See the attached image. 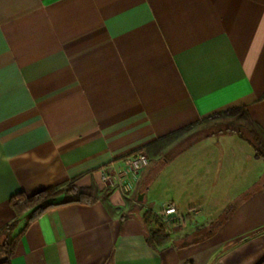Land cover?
Wrapping results in <instances>:
<instances>
[{"label": "crops", "instance_id": "1", "mask_svg": "<svg viewBox=\"0 0 264 264\" xmlns=\"http://www.w3.org/2000/svg\"><path fill=\"white\" fill-rule=\"evenodd\" d=\"M237 108L264 130V0H0V243L18 193L113 188L106 202L45 211L8 264H259L264 177L220 221L201 199L184 216L179 204L221 183L224 154L203 145L233 134L185 140L122 190L125 158ZM169 208L181 225H216L200 242L177 243L178 232L154 249L141 218Z\"/></svg>", "mask_w": 264, "mask_h": 264}, {"label": "trees", "instance_id": "2", "mask_svg": "<svg viewBox=\"0 0 264 264\" xmlns=\"http://www.w3.org/2000/svg\"><path fill=\"white\" fill-rule=\"evenodd\" d=\"M198 134L208 136L217 134L237 135L253 149L256 159L264 161V130L251 120L245 108H237L213 114L144 147L137 153L146 155L149 160L147 167L142 171L162 159H169L180 144ZM112 192L113 188L99 189L95 185L82 188L75 185L73 181L64 186L49 187L31 195L18 193L12 196L9 203L19 219L7 226L2 232L3 240L0 243V256L3 255L4 259L0 260V264H8V260L16 248L19 235L29 223L48 209L75 203L92 204L98 200L106 202ZM141 219L146 230V241L149 246L158 249L171 241L172 230L170 228L174 225H168L162 216L147 211ZM20 220H23L24 227L19 233L13 235ZM212 230L209 227H203L196 232L193 239L182 242V245L186 246L200 242L207 238ZM259 264H264V260Z\"/></svg>", "mask_w": 264, "mask_h": 264}, {"label": "rangeland", "instance_id": "3", "mask_svg": "<svg viewBox=\"0 0 264 264\" xmlns=\"http://www.w3.org/2000/svg\"><path fill=\"white\" fill-rule=\"evenodd\" d=\"M227 137L229 136L227 135ZM230 138L233 139L224 138L226 139V144L223 139H220V143H218L219 141L216 142V140H212L203 145L204 151L209 155V157H215L219 150L220 153L224 154L223 161L221 162V183H219L217 187L213 188L214 192L203 195L189 194L187 197L189 199L191 198L189 200L190 202L187 200H183L180 203L178 202L183 216L189 212L190 205L193 206L196 199H201L200 204L203 206L201 211L204 214L209 215V219L211 220L218 219L221 217L224 208L229 202H233L234 199L237 200L239 195L242 194V191H245L247 187H252L251 183H253L255 176L256 178H259V176L260 178L264 177V174L260 172V168L264 166V161L255 159L253 149L239 136L231 135ZM233 152L239 155L235 160L230 158L229 155V153ZM232 184L233 186H231ZM252 185L254 188L256 187L254 184ZM175 214H177V212ZM175 216L177 217L178 215ZM163 218L168 225H174V227L176 226L175 230L172 228L173 226L170 228L172 230L171 236L175 233L181 232L180 234L182 235L178 238L175 237L176 239L174 238V240H178V242L176 241L177 243L190 241L194 238V235L199 229L206 227L205 225L189 224L190 222L187 225H181L179 224V219L177 221L175 218L168 219L165 216ZM184 218L186 221L189 220L187 217ZM221 219L222 218L218 219V221ZM215 225L216 224L210 225L209 229H213Z\"/></svg>", "mask_w": 264, "mask_h": 264}, {"label": "built area", "instance_id": "4", "mask_svg": "<svg viewBox=\"0 0 264 264\" xmlns=\"http://www.w3.org/2000/svg\"><path fill=\"white\" fill-rule=\"evenodd\" d=\"M149 163V160L146 155L144 154H133L131 156H128L124 159L123 165H124V180L127 181L125 185L122 187V190L124 192H128L131 189V184H129L127 177L132 176L134 173H138L142 171L144 168L147 167ZM103 182L107 183L110 187H115L116 182L111 178L110 175H104L102 177ZM175 214V210L173 208H169L167 210H164V216L170 217Z\"/></svg>", "mask_w": 264, "mask_h": 264}]
</instances>
